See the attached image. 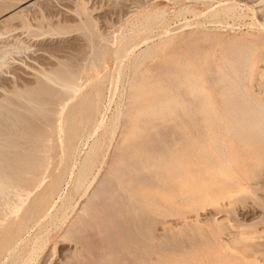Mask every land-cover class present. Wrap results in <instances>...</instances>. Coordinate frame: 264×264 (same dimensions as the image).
Listing matches in <instances>:
<instances>
[{
    "label": "rangeland",
    "instance_id": "1",
    "mask_svg": "<svg viewBox=\"0 0 264 264\" xmlns=\"http://www.w3.org/2000/svg\"><path fill=\"white\" fill-rule=\"evenodd\" d=\"M22 1H24V0H0V12H1L0 14L4 15V17H5L4 20H0V52H2V55L0 54V56H2L1 57L2 59L0 58V65H2L0 67V98H1L0 102H1V100L4 101L5 103L7 102V100H9V102L12 101L10 105H11V108L13 109V111L15 112V111H17V109H19L18 112L15 113L17 116H15V114H12V116L14 115L16 119L18 117L19 121L21 119V114L23 112L27 111L30 114V112H31V111H29L30 109L33 111V112H31V114L32 113L38 114V115H36L37 117L32 116V118H34V120L37 118L40 121L39 124H36L38 122L37 120L35 121L36 123L34 124L33 123L34 120L33 121L30 120V119H32L31 115L28 118V116H29L28 113H27L26 119H28L27 120L28 123L34 124V125L31 124V126L34 127V126L38 125L37 127L39 129L35 130L36 133L38 132L37 135H39L40 132L42 133V134L40 133L42 136H44L43 134H46L45 138H43L41 135H39L38 138H40V136H41L43 141H45V139H46L45 142L46 143L48 142L47 144L44 142V144L46 146V147L44 146V148L49 150V151H47L45 149V152L47 151L46 154H47V156L49 155L50 159L52 160V161H50L52 164L54 163V159L57 158L56 160L58 162L60 157L63 156V154H62L63 144L65 145L66 142L64 141V143H62V141L65 140L66 135H68V133H66L67 131L69 132V128H68L69 126L68 125L71 126V124H73V122L75 124H77L76 127L79 125L78 128H75V129L80 130V131H77L79 136H77L78 138H77V140L75 139L76 141H74L73 144H74L76 150L78 149V151L80 153L78 152V155H77L76 154L77 152H76L75 155H73L74 159L69 160L68 163L66 164V166L69 165L67 168H65V170H67V172L65 171L66 173L63 174V176H65V177L62 178V176H61V179H60V182L63 179L62 180L63 183H61L60 185L58 184L59 187L58 186L57 187L59 189L57 188L55 191L56 196L54 194V196L51 198L52 202L50 201L49 206L51 205L52 207H50V209H49V206H48V208H46V210L48 209V211L52 210V211H50L51 213L49 214V212L45 210L48 214L44 211L42 213V216L40 215L37 217V218L41 219L40 222H42L43 226L38 221L39 219H37L35 225H32V227L30 226L27 229V231L26 232L24 231V233L22 234V236L25 239L22 237L20 242L17 244L18 249L16 247V249L14 250L15 252H13L12 254H9V255L6 254L4 256H0V264H9V262H11L12 259H13V261L10 264H21L22 262H23V264H26L28 262H30V264H100L101 261H102L101 264H106V262H107V264H116V263L117 264H122V263L123 264H142V263L145 264L143 261V258H146L147 256L146 257H141V256H142V254H143V256H145V254L148 255L149 253H150V255L147 257V259L149 258V261L147 259H144V260H146L147 264H149V263H151V264H154V263L155 264H165V263L166 264H227V263L228 264H264V179H262V178H264V173H262V175L260 177H255V178L251 177V175L249 174V170L252 171L253 168L256 166L255 163L253 162L252 158L243 157V159L240 162H238V165H237L238 174L241 176H244L243 177L244 179L241 178L240 176L237 177L238 182H239L238 186H235V185H233V184H231L225 180H222L221 178L219 179V177L209 176V173L206 171V168L204 166L200 165L199 163L198 164L197 163L190 164V169H201L204 172L203 174H201V176L198 177L199 179H197L198 180L197 183H190V186L192 188L193 187L199 188V189H196L198 191L197 192L198 195H196L197 193H195V192L192 193L193 191H196V190L195 189L193 190L191 187H190L191 189L188 192V194L180 193V189H181L180 187L181 186H180L179 177L177 175L171 174L170 177H166L163 175L162 178H159L158 176H157V178H154V176L150 177V178L147 177L148 180L149 179L151 180V178H154V179H156V181L154 179H152L149 182V184H148V180L146 182H144V180H146V176H148L146 174H150V173L154 174L152 171L153 169L149 170V168H147L146 162L144 160H141L140 162L137 163L135 170L133 169L131 171V172H133V171H135V172H133L132 174L130 172V174H129L125 170L126 167L123 168L124 163H122V159L123 158L126 159L127 157H125L126 155L125 156L120 155V153L126 154L127 148H128V151L130 152V150L132 151V149H135L137 147L142 146L141 148L144 147V148L150 149L154 145V147L152 148V149H154L155 144H157L158 149L155 148L154 150H156V152L158 150L159 154H158V152L156 154L155 151H153L152 149L151 150L155 154L152 151L149 152V154L153 153L151 156H153L155 158V160H158L161 155H164V153L166 154L165 151H167V149L168 150L171 149V147L174 144L172 141L171 133L168 134V132H170L169 130H172V128L168 127L167 128L168 130L166 129L167 133L166 132L164 133V131H166V130H164V128L162 127L163 128V131H161V132H163L162 134H168V135L165 136V135L161 134V135H159V137H157L158 135H156V132L158 129V125H157V127L155 125H153L152 127L150 126L147 128L145 124H147L148 121H143L142 120L143 117L141 119L142 115H138L140 117H137L134 119V117L137 116L136 112H133V111L129 112L128 109L130 108L131 105L127 104L129 102L131 103L133 100H130V101H128V100L135 98V96L133 97V94H135L139 88H149L154 84V79L152 82V80H150L151 79L150 76L152 78H154L153 74L157 72L156 71L157 68L159 69V67L162 68V67L168 66L169 61H171L170 57L173 59H176L175 57L180 56L181 59L184 58L185 60H188V58H189V61H190L193 58L190 54L194 50L196 51L200 48H202V50H204L205 52L206 51L209 52L211 50H214V54H215V55H213L214 59H215L214 62L217 65L222 66V63L219 60L220 59L219 53H221L222 48L224 47V44H223L224 41H222V40H227L228 38H232V37H244V38L246 37V38H248V37H250V35L252 36L254 34L255 35L260 34L261 36L264 37V25H262V24L259 25L260 23H264V11H262L264 8L262 6V5H264V0H251V1L250 0H35V2H33L30 5L26 4L29 1L21 3ZM135 1H137V2H135ZM136 3H138V6H135V5H137ZM17 4H19V5H17ZM16 6L20 9V12L22 11L20 14H19V9L17 10ZM5 7L7 8V12L11 7L16 8V10L18 12L13 13L11 15V17H12L11 18L10 16H6L7 12L4 11ZM85 7H86V12L88 14L90 13L91 15H86L87 13L84 12V10H83V9H85ZM21 8H22V10H21ZM231 8H233V9H231ZM140 9H142V10H140ZM211 9H213V10H211ZM219 9L220 10L222 9V10L220 11ZM218 10H219V13H218ZM211 12H212V14H211ZM215 14L218 16H215V19H214L213 17ZM88 16L89 17L91 16V17L89 18ZM86 17H88L89 19ZM201 18L204 21H202ZM210 18H212V19L210 20ZM191 19L193 20V22L191 21ZM82 21L84 22L83 24H81ZM86 23L90 24L89 25L90 28L88 27V25ZM85 24L87 25L89 30L85 28L86 27ZM181 24H182V26H181ZM27 25L29 27H27ZM81 27L83 29L85 28V30H83V29L79 30V28H81ZM53 28L55 30H53ZM59 30L61 32H59ZM90 30H92L93 33H91ZM55 31H56V33H55ZM83 31H85V32H83ZM58 33H60V34H58ZM91 34L95 35V37L93 36L94 39L92 38V36H89ZM84 35L85 36L88 35L89 40ZM96 35H98V36H96ZM202 35L205 37L201 38ZM217 36H218V38H216ZM96 37H97V39H96ZM180 37L181 38L184 37V38L181 39ZM90 38H92V39H90ZM172 39H175V40H172ZM178 39L179 40L181 39V40L178 41ZM95 40H96V42H95ZM126 40H128V41H126ZM203 40H204V42H203ZM131 41H132V43H131ZM216 41H217V44H216ZM90 42H92V43H90ZM124 42H125V44H124ZM133 42H134V44H133ZM183 42H185V43H183ZM87 43H88V46H87ZM89 43H90V45H89ZM93 44L96 46V48H95V46H93ZM99 44L101 45L100 46L101 48L97 46ZM220 45L222 46V48ZM4 46H6V47L4 48ZM91 47H92V49H91ZM98 48L103 49V51L100 49L98 50ZM145 49L148 52H145ZM91 51H92V53H91ZM100 51L103 53L105 52V53L101 54ZM96 52H98L99 55L101 54L100 57L97 58V56H99V55ZM259 52L260 53L264 52V44L259 49ZM93 54L97 55V56H94ZM53 55H54V57H53ZM90 56H92V57H90ZM101 56L103 58H101ZM115 56L119 59L118 60L119 62L116 60L117 58ZM55 57L59 58L58 60L60 62H58L57 59L55 60L54 59ZM68 57H70V58H68ZM51 58H53L54 60ZM69 60H72V64L70 63L71 61L69 62ZM49 61L55 66H52V65L50 66L49 64H51V63ZM62 61H63V63H62ZM65 61L68 63H66ZM92 61H94V62H92ZM165 62H166V64H165ZM54 63H56V64H54ZM92 63H93V65H92ZM135 63H136V65H135ZM263 63H264V60L260 59V57L258 56L256 58V65L259 67V65L260 66L263 65ZM60 64H61V66H58ZM69 64H71L70 67H72V69L70 68V70L72 71V73H74V75L76 74V81L80 85L79 92L76 94V96H78L81 99V101H80V99H78V97L76 98L75 96H74L75 98L71 96V97H68L69 98L68 99L65 97L66 95L63 96L59 93H56V94L54 93L51 95V98L49 97L48 100L46 99V97H42L41 98L42 100H43V98H44V101L46 100L45 103H43V101L39 100L40 97L38 98L37 95L33 94L34 96H31V100H34V101L37 100V101L36 102L32 101L33 104L35 103L34 105H32L31 101L26 100L25 98L19 97V94L22 92H25V91H29L30 93L40 92L42 90L43 85L48 83L47 82L48 80L46 79V75L44 72H46V74H47L48 71L51 69L50 71L56 70L59 73H61L63 66L69 65ZM163 64H164V66H163ZM39 66L42 70V73L38 72V71H40ZM48 67H50V68L48 69ZM60 67L62 69H59ZM42 68H45L47 71L45 69H42ZM257 69L255 70L256 74H255L254 82H257L260 79H262V80L264 79V75L263 76L259 75ZM34 70H38V71H35V72H37V74L34 72ZM38 73H41L40 76ZM37 76L40 77L42 79V81L39 80V78ZM136 76H138L137 77L138 79H135ZM34 77H36L37 79H35ZM43 78L46 79L47 81L43 80ZM82 81H83V83H82ZM139 82H141V84ZM132 83L135 85V87L137 86V88H134V86H133V89H132L131 88ZM15 85H16V87H15ZM22 89H23V91H22ZM95 89L98 90L100 93V97L98 100L99 101L98 102L99 108H97V109H98L99 113L103 112L102 115H103L105 124L108 123L107 124L108 129H106L107 133H109L108 136H106L107 133H105L106 131L104 130L103 127L99 128L100 130L98 129L99 131L97 130V132L92 131L93 133H89L91 131V128H89V125L81 124L82 125V127H81L79 122L76 121V120H80V119H78V117L81 114L86 112V110H85L86 103L88 101L89 96L90 97H91V95L94 96V94L96 93ZM131 89L134 91L129 92V91H131ZM6 90H8V91H6ZM94 91H95V93H94ZM6 92H8V93H6ZM83 93L85 94V96H81V95H83ZM2 94H4V95H2ZM79 94H81V95H79ZM129 94H132V95H129ZM15 95H17V96H15ZM59 95H61L62 97ZM101 96H102V98H101ZM5 98H7V99H5ZM50 99L52 101H50ZM77 100H79L80 103ZM37 102L38 103L40 102V105L43 103L41 105V107L44 106V104L46 105V103H48L49 106L46 105L48 107L44 106V107L40 108L39 107L40 105L38 106ZM82 102H83V105H82ZM84 102H85V104H84ZM60 103H61V105H59ZM24 104H27L28 107H26V105H24ZM70 104H72V105H70ZM35 105H37L38 107H34ZM56 105H58V106H56ZM62 105L64 108L62 107ZM127 105H129V106H127ZM142 105L146 106L147 102H144V104L142 102ZM12 106H14V108ZM80 106H81V108H80ZM126 106H127V108H126ZM32 107L34 110L32 109ZM72 107H74L73 110H72ZM1 108H2V110H1ZM15 108H16V110H15ZM27 108H29V109L27 110ZM39 108L41 110L43 109V111L39 112V111H41ZM45 108H46V111H44ZM53 108L54 109L56 108V110H53ZM37 109H39V110H37ZM47 109H48V111H47ZM69 109H70V111H68ZM3 110H5L4 107H1V105H0V115H3V113H1V112H4ZM20 110H22L23 112L22 113L19 112ZM64 110H65V112L67 111V114H69V115H66ZM58 111H59V113L61 111V113H63V114H58ZM37 112H39V113H37ZM43 112H44V116H41L42 118L38 117V116H40V114H43ZM47 112H48V114H47ZM74 112H75V114H74ZM76 112L77 113L82 112V113L76 114ZM125 112L130 113V114L132 113L131 114L132 120L133 121L135 120L134 121L135 126L132 127L133 130H131L132 129L131 126L133 125V124L131 125L132 121L126 122V124L122 121L123 119L126 118V115H128L127 113L125 114ZM18 113H20V114H18ZM55 114H57V115H55ZM24 115H26V113H24ZM83 115H81L80 117H82ZM23 116H22L21 120H23ZM3 117H4V115L0 116V124H2L1 126H4V127L8 126V128H9V126H11V129L10 128L8 129L9 131L6 129L7 127L6 128L2 127V131H0V133H1L0 135H2L3 130H4V134L1 136V137H4V140L2 138H0V141L3 140V142H0V145H1L0 148L2 149V152L4 150L7 152V153L3 152L4 157L2 156V158H4L2 161H4L5 165L10 164V167H7V168H11V169H12V167L16 168L17 164L19 166H21V165L23 166V164L29 163V161L33 159V156L36 155V157H38L39 156L38 154H41V152L37 150L40 146V143H39L40 141L38 140L39 141V142H37V143H39L38 145L35 144V142L37 141L36 139H38V138H37V136H34L35 133L32 134L34 132L33 127H31L30 125L27 124V127H26L27 129H25V126L23 127V125H26L25 124L26 121H24V122L21 121V122H23L21 124L22 126H20L19 121H18V123L13 124L14 121L17 122L14 118H13L14 121L10 125L9 124L10 122L9 121L7 122V120H11L12 117L10 116L11 118L9 117L8 119L5 117L3 118ZM60 117H63V118H60ZM67 117H69V118L67 119ZM43 118L47 121V124H49L48 126H47V124H45V122H44L45 120ZM46 118L47 119L52 118V120H50L52 123H50V121L47 120ZM70 118H71V120H69ZM110 118H111V120H110ZM2 119L6 120V122H3L4 120H2ZM26 119H24V120H26ZM57 119H59V120H57ZM72 119L75 121H72ZM107 119H108V121H106ZM68 120L70 122L72 121V123L69 124L70 123L69 122L67 127L65 128L64 123H66ZM140 120H142L143 124L141 123ZM109 121H111V122H109ZM53 122H55V123H53ZM112 122H113V124H112ZM4 123H7L8 125L7 124L5 125ZM122 123H124V125ZM15 124H18L17 128H15L16 127ZM61 124L62 125L64 124V126H62ZM167 124L169 125L170 123H167ZM13 125L15 127H13ZM40 125H42V128H40ZM51 125H52V128L54 127L53 132H52V130H49L47 128V127H49L51 129ZM60 125L64 129L63 131L59 128ZM111 125H114V127H112ZM116 125H117V127H116ZM29 126L33 129L32 131H30L31 128H29ZM122 126H123V128H122ZM141 126L143 127V129ZM19 127H21L22 129ZM79 127H81V129H79ZM110 127H111V129H110ZM114 128H116V129H114ZM153 128H155V129H153ZM160 128L161 127H159V129ZM169 128H171V129H169ZM5 129L11 134H9V133L6 134L7 131H5ZM23 129L28 131V133L30 132L29 134H32V136L31 135L29 136V134H26V131L24 132ZM124 129H126V131ZM144 129H146L147 131ZM15 130H16L15 137H13L14 136L13 132ZM18 130L19 131L22 130L23 131V132L21 131L22 134ZM149 130H152V131H150L152 133L149 132L150 136L148 137L147 135H149V133H148ZM49 131L52 132V135H50L51 132L49 133ZM112 131H115V134H112ZM134 131H137L138 133L134 132ZM62 132H64V133H62ZM86 133L89 134L88 138H85L87 136ZM146 133H148V134L145 135ZM4 135L5 136L8 135V137H10V138L5 137ZM11 135L13 138L11 137ZM22 135L23 136L25 135L27 137V140H26V137L25 136L22 137ZM55 135H56V137H55ZM62 135H63V137H62ZM112 135L113 136L115 135V136L112 137V139H111ZM129 135H130V137H129ZM19 136H21L23 138V140L21 139V137L19 138ZM80 136H82L83 138ZM143 136L145 139H143ZM30 137H32V138L36 137L35 138L36 141L34 139H29ZM60 137L63 138V140ZM98 137L99 138L102 137L100 139V142H102V140H103V142H102V144L100 143L101 147H100V151L98 152V158H97L98 160H96L95 163L100 161L103 156L105 157V159L103 157V159H104V160L102 159L103 163L101 161H100V163H96V164L94 163L95 166L93 165V168L90 169V170L93 169L92 170L93 172L88 171V173L86 174L89 177V179H87V176H86L84 178V180H82V182L86 181L85 184L82 183L84 185L81 184L82 186H80L79 183H76L77 182V176H75L76 172L79 171V168L82 165V164L80 165V163H83V161H84L83 159H85L84 157L88 156V154H87L88 151L90 153L89 147L93 144L95 139ZM104 137H105V139H104ZM106 137H108L110 139V141H112L110 144H109L110 141L107 140ZM146 137L148 139H146ZM5 138H7L8 141L5 140ZM52 138L55 139L56 142ZM129 138L130 139L132 138V141ZM156 138L160 142L157 141ZM9 139H10V141H9ZM48 139L50 142L47 141ZM83 139H86V141ZM124 139H126V140H124ZM141 139H143L144 141H142ZM28 140H32V141L34 140V142L30 141V143H27ZM82 140L85 141V143L87 145ZM148 140H150V141H148ZM4 141H6V144L8 143V145H6L4 143ZM25 141H27V142H25ZM135 141H138V142H136V144H135ZM146 141L150 142V143H151V141H153L154 143L148 144ZM162 141L163 142L166 141L164 146L163 145L161 146L159 144V143L162 144ZM57 142L59 144H58V146H56L57 147L56 148V147H54V145ZM77 142H79V143H77ZM139 142H141V145L137 144ZM142 142H146V143H144L145 145H143ZM23 143L24 144L26 143V145H28L29 148L26 145H24ZM32 143L35 145H32ZM49 143H50V145H49ZM114 143H116L117 146ZM121 143L122 144L124 143L125 145L124 144L122 145ZM9 144H12V146H9ZM118 144H119V147H118ZM120 144L122 145L121 147H120ZM132 144H134V145H132ZM158 144H159V147H158ZM169 144H170V146H169ZM14 145H15V150H12L14 148ZM30 145H32V147H30ZM127 145H128V147L126 148ZM130 145H132V146L137 145V146H135V148L134 147L129 148V147H132ZM3 146H4V148H3ZM8 146H9V149L11 148L10 150H8V148H7ZM37 146H38V148H37ZM107 146L108 147L110 146V147L107 148ZM113 146L116 149L113 148ZM124 146L126 149L122 148ZM160 147H163V148L165 147L164 150L165 149L166 150L161 151ZM187 147H190V145H187ZM25 148L27 150H25ZM118 148H121V149H118ZM1 149H0V151H1ZM51 149H52V151H51ZM55 149L56 150L58 149V150L56 151ZM102 149H104V151H102ZM21 150L22 151L25 150V151L22 152ZM53 150H54V152H53ZM112 150L113 151L115 150V151L112 152ZM124 150H125V152H124ZM189 150H190V153L194 157H196L199 160L202 159V156H200V154L197 152V150H195L192 147H190ZM10 151L13 153L15 152L14 154H16V155L12 154L13 156H10V154H11ZM18 151L21 154H19ZM37 151H38V154L35 153ZM55 151L59 154H57ZM85 151H87V153ZM2 152H0V153H2ZM115 152H117V153H115ZM52 153H53V155H52ZM54 153H56L59 158ZM85 153H86V155H85ZM23 154L25 155V157ZM99 154L101 155L100 156L101 158L99 157ZM113 154L116 155L117 157L119 154V158H117L115 156V158H117L118 160L113 159L114 161H116V163L114 161H112V155ZM17 155L19 158H21L23 160H19L17 158ZM114 155H113V157H114ZM8 156H10L11 159L12 158L14 159V160L12 159L13 162L11 161V159H9L10 157H8ZM14 156H16V157H14ZM120 156L122 158H120ZM156 156H158V157H156ZM26 157L28 158V160L29 159L30 160L25 161L24 159H27ZM53 157H55V158L53 159ZM16 160H18V161H16ZM56 160H55V162H56ZM109 160H110V162H109ZM19 161L20 162L23 161V162L19 163ZM113 163L115 165L111 166V164H113ZM72 164L75 165V167ZM117 164L121 168L120 167L117 168L118 167ZM247 164H248V166H247ZM99 165L101 168L99 167ZM243 165H244V167H243ZM24 166H26V165H24ZM70 166H71V168H69ZM97 166L99 167L100 170H98ZM143 167H145V168H143ZM165 167H168V166H165ZM7 168H6V170H7ZM139 168L142 170H145L146 172L140 170ZM247 168H249V169H247ZM11 169H8V170H10L14 173V171ZM119 169L122 172L124 171L123 174L121 172L120 175H118L120 178L118 176L117 177L115 176L118 174V172H120ZM97 170H98V173H97ZM72 171H74V172H72ZM109 172H110V174H109ZM13 173H11V174H13ZM89 173H90V175H88ZM135 173H137V174H135ZM139 173H140V175H139ZM141 173L144 174L143 177L145 176L144 177L145 179L143 177H142V179H139L141 177ZM94 174H96L97 176ZM69 175H71V176H69ZM92 176H93V179H95V181L94 180L92 181ZM94 176H96V177H94ZM246 177H248V178H246ZM75 178H76V180H74ZM118 178L123 179L121 183L117 182ZM252 179H256V180H252ZM157 180H159V181L157 182ZM165 180H167V181H165ZM258 180H261V181H258ZM164 181H165V183H164ZM128 182H130V183H128ZM135 182L137 185L135 184ZM137 182H139V184ZM143 182H144V184H143ZM172 182H173V185H172ZM206 182L209 183V186L206 185L207 184ZM249 182H251V183H249ZM156 183H157V186H156ZM74 184H75V187L78 189V191L73 186ZM204 184L206 185V187ZM106 185H107V187L105 188ZM201 185H202V188H200ZM77 186L78 187L80 186V187L78 188ZM88 186L89 187L91 186V187L88 188ZM118 187L121 191L119 189H116ZM132 187H134L135 189ZM172 187L173 188L176 187L179 189L175 188L172 190ZM84 188H86V190L89 189V190H87L88 191L87 193H84L86 191ZM139 188H141V189H139ZM203 188L206 189V192L204 191ZM83 189H84V191H83ZM129 189H130V191H129ZM132 189H133V191H132ZM209 189H210V191H208ZM239 189H240V191L241 190H244V191L243 192L241 191L242 192L241 193L239 191ZM122 190H123L124 200L123 201L121 200V202H120V201H118L117 197L119 196V194L122 195L121 194ZM200 190H201V192L202 191L203 192L199 193ZM82 191H83V195H82ZM134 191L136 192V194L134 193ZM112 192H113V194H112ZM204 192H205V194H204ZM228 192L230 195L227 194ZM207 193L210 196L213 195L214 198L220 194H222V197H220L221 196L220 195L218 198H215L216 199L215 201H211L213 198L212 197L211 200L209 199L210 200L209 201L207 199L210 198V196H207L208 195ZM107 194H109V195H107ZM199 194H201V196H200L201 198L199 197ZM215 194H216V196H214ZM225 194H226V196H224ZM231 194L233 197L231 196ZM234 194H235V196H234ZM68 195H69V197H68ZM202 195H204L203 196L204 198L202 197ZM227 195H229V196H227ZM88 196L90 198L91 197L92 198L89 199ZM95 196H98V197H95ZM111 196L113 198H115V200ZM184 196H186V197L184 198ZM189 196H190V198H189ZM192 196H193V198H192ZM205 196L208 198H206ZM62 197H63V199H62ZM70 197H72V198H70ZM180 197H182V198L180 199ZM237 197H241L240 199L243 198L242 200H244V201H241L240 199H235ZM191 198H192V200H191ZM199 198H200V201H199ZM65 199L66 200L69 199L71 201L68 202ZM185 199H186V201H185ZM218 199H219V202H218ZM87 200H89L90 203L89 202L87 203ZM112 200L114 201V203H112L113 202ZM128 200H129V202H127ZM152 200H154V201H152ZM53 201H54V203H57V204L54 205ZM64 201L68 202V203L63 204ZM110 201L112 203L111 205L109 204ZM201 201L203 203H201ZM107 202H108V204H107ZM207 202H208V204H207ZM212 202L215 204H213ZM105 203H106V206H105ZM145 203H146V205H145ZM61 205H64L65 207L61 206ZM107 206H108V208L106 209ZM130 206H133V207H130ZM135 206H137V209ZM57 207H58V209H57L58 211H56ZM86 207H88L90 210L88 208H87V210H85ZM59 208H61V210ZM64 208L66 211L64 210ZM152 208H153V211H152ZM190 208H192V209H190ZM140 209H141V211H140ZM145 209H147L146 212H145ZM79 210H82V211H79ZM53 211H54L53 214H54V216H56V218L52 214ZM55 212H57L58 214L57 213L55 214ZM60 213H62V214L64 213V215H63L64 218L66 216L67 217L65 219H63L62 215L60 216ZM65 213H67V215ZM48 215H50V216H48ZM51 217L52 218L54 217V219H52ZM59 217H61V219ZM83 217H85V218H83ZM42 218H45V219H43V221H42ZM158 218L160 219V221L158 220ZM90 219L91 220L93 219V221H91ZM53 220H55L56 222ZM94 220H95V222H94ZM38 222L40 223L41 229H39L40 227L37 226V224H39ZM52 222H54V224H51ZM49 224H51V226ZM115 224H117V225H115ZM36 226L39 227L38 229L41 231H38ZM153 226L155 227L154 229H153ZM49 227H50V229H49ZM66 227H68V228H66ZM51 228H53V229H51ZM171 228H173V229L171 230ZM181 228H183V230L186 228V230L183 231ZM43 229H45L47 232ZM97 229H98V231H97ZM151 229H153L154 231ZM187 229H189V230H187ZM51 230H53V231H51ZM163 230H165V231H163ZM48 231H50V232H48ZM112 231H113V233H112ZM185 231H187V232H185ZM188 231H189V233L192 234V236H191V234L188 233ZM199 231H200L199 235L202 236V238L198 235ZM210 231H212L213 233L212 232H211L212 234L208 233ZM43 232H45V233H43ZM158 232L160 234L162 232V234L160 235V234H158ZM252 232L255 235L252 236ZM100 233H102V236ZM41 234H42V236H39ZM153 234H155V236H153ZM208 234H210V236H207ZM31 235H32V237H31ZM34 235H36V237ZM194 235L196 238L194 237ZM243 235H245L246 237ZM247 235H249V236L247 237ZM188 236H191L190 239L188 238ZM126 237L128 238V240ZM152 238H153V241H152ZM155 238H157V241ZM27 239L28 240L30 239V240L28 241ZM162 239H166V240L161 241ZM22 240L25 243L22 242ZM145 240H147V241H145ZM26 241L29 242V245ZM32 241L34 242L35 246L33 245ZM129 241H131V242H129ZM193 241L194 242L196 241V242L194 243ZM147 242H149V243H147ZM152 242H154V243H152ZM199 242H200V244H199ZM19 244L20 245L22 244L24 246L21 245L22 246L21 247ZM126 244H127V248H125ZM25 245H27L26 246L27 248L25 247ZM132 245H135L136 247L133 246L134 248H132ZM122 246H123L124 250L122 249ZM128 247H129V250H127ZM138 247H139V249H138ZM110 248L115 250V251L110 250ZM32 249H33V251H32ZM100 249H102V250H100ZM108 249L110 251H107ZM125 249L127 250V253L125 252L126 251ZM132 250H133V253H132L133 257L131 256V253H130V251L132 252ZM135 250L137 253L134 252ZM142 250H143V252H142ZM102 251L105 253V255L101 254L100 256L103 257V258L101 257L102 258L101 259L100 256H97V255H99V253H101ZM122 251H124L123 254H122ZM147 251H148V253H147ZM16 252H18L19 254ZM235 252H237V253H235ZM20 253H22L23 255L22 254L20 255ZM31 253H33V254L31 255ZM111 253L113 256H114V253L116 255L118 254L117 255L118 257L116 255L114 257L112 255L110 256ZM238 253H240V254H238ZM14 254L18 255L19 257H16V256L13 257ZM137 254H138V256H140V258L138 256H136L137 258L134 257V255H137ZM84 255H85V257L83 258ZM106 255L110 256V258L108 259L110 262L105 261L107 259V258H105ZM116 257L118 258V260H116L117 259ZM234 257H235V259H234ZM18 258L20 260H18ZM9 259H11V260L9 261ZM15 259H16V261H15ZM137 260L138 261L140 260L139 262H141V263H138ZM253 260H255V262ZM119 261H121V262H119Z\"/></svg>",
    "mask_w": 264,
    "mask_h": 264
},
{
    "label": "bare ground",
    "instance_id": "2",
    "mask_svg": "<svg viewBox=\"0 0 264 264\" xmlns=\"http://www.w3.org/2000/svg\"><path fill=\"white\" fill-rule=\"evenodd\" d=\"M29 1V2H28ZM251 1V0H250ZM24 2H28V3H26L27 5H30V4H32L33 2H35V0H24V1H22L21 3H24ZM131 2V1H130ZM135 2H137V1H135ZM228 2V1H227ZM233 2V1H232ZM20 3V2H19ZM20 3V4H21ZM76 4V3H75ZM137 5H135V6H138V3H136ZM16 5V4H15ZM17 5H19V4H17ZM26 5V6H27ZM39 5V4H38ZM226 5V4H225ZM13 6V5H12ZM36 6V5H35ZM229 6V5H228ZM263 7H264V5H262ZM130 7V6H129ZM223 7V6H222ZM261 7V6H260ZM262 7V8H263ZM12 8V7H11ZM9 9L8 10V12H7V8L5 7L4 8V11H6L7 13V15L6 16H10L11 17V15L13 14V13H15V12H18L17 10L19 9L17 6H16V8H17V10H16V8H12V9ZM23 8V7H22ZM22 8H21V10H22ZM83 8V7H82ZM135 8V7H134ZM137 8V7H136ZM81 9V8H80ZM216 9V8H215ZM214 9V10H215ZM231 9H233V8H231ZM259 9V8H258ZM3 10V9H2ZM82 10V9H81ZM84 10V12H86V7H85V9H83ZM135 10V9H134ZM140 10H142V9H140ZM189 10V9H188ZM211 10H213V9H211ZM210 10V11H211ZM220 10V9H219ZM219 10H218V13H219ZM222 10V9H221ZM220 10V11H221ZM217 11V10H216ZM225 11V10H224ZM229 11V10H228ZM262 11H264V8H263V10ZM22 12V11H21ZM20 12V9H19V14L21 13ZM81 12V11H80ZM83 12V11H82ZM83 12V13H84ZM207 12V11H206ZM1 13V12H0ZM5 13V12H4ZM3 13V14H4ZM87 13V12H86ZM204 13V12H203ZM258 13V12H257ZM18 14V13H17ZM85 14V13H84ZM202 14V13H201ZM211 14H212V12H211ZM210 14V15H211ZM1 15V14H0ZM83 15V14H82ZM86 15H91L90 13L88 14H86ZM197 15V14H196ZM195 16V15H194ZM198 16V15H197ZM204 16V15H203ZM213 16V15H212ZM215 16H218V15H214V19H215ZM220 16V15H219ZM78 17V16H77ZM89 17V16H88ZM88 17H86V18H88ZM91 17V16H90ZM89 17V18H90ZM155 17V16H154ZM201 17V16H200ZM221 17V16H220ZM12 18V17H11ZM88 18V19H89ZM203 18V17H202ZM201 18V19H202ZM5 19V17H4V15H1L0 16V20H4ZM83 19V18H82ZM194 19V18H193ZM209 19V18H208ZM212 18H210V20H211ZM86 20V19H85ZM187 20V19H186ZM47 21V20H46ZM84 21V20H83ZM82 21V23L81 24H83L84 22ZM189 21V20H188ZM191 21L193 22V20L191 19ZM202 21H204L203 19H202ZM222 21V20H221ZM260 21V20H259ZM198 22V21H197ZM213 22V21H212ZM215 22V21H214ZM39 23V22H38ZM200 23V22H199ZM219 23V22H218ZM87 24V23H86ZM85 24V25H86ZM187 24V23H186ZM264 25V23H260L259 25ZM84 25V26H85ZM88 25V27H89V23L87 24ZM87 25H86V29H88V27H87ZM168 25V24H167ZM179 25V24H178ZM181 26H182V24H181ZM180 26V27H181ZM27 27H29L28 25H27ZM41 27V26H40ZM52 28V27H51ZM85 28L83 29L82 27L81 28H79V30L81 29H83V30H85ZM90 28V27H89ZM169 28V27H168ZM172 28V27H171ZM190 28V27H189ZM198 29V28H197ZM37 30V29H36ZM53 30H55L54 28H53ZM89 30V29H88ZM174 30V29H173ZM44 31V30H43ZM59 32H61L60 30H59ZM83 32H85V31H83ZM90 32L91 33H93L92 32V30H90ZM89 32V33H90ZM187 32V31H186ZM195 32V31H194ZM208 32V31H207ZM45 33V32H44ZM43 33V34H44ZM54 33V32H53ZM55 33H56V31H55ZM88 33V34H89ZM181 33V32H180ZM193 33V32H192ZM191 33V34H192ZM196 33V32H195ZM198 33V32H197ZM58 34H60V33H58ZM65 34V33H64ZM180 35V34H179ZM50 36V35H49ZM56 36V35H55ZM85 36V35H84ZM89 36H92V38H93V36L95 37V35H89ZM89 36L87 35V36H85V37H87V39L89 40ZM96 36H98V35H96ZM161 36V35H160ZM183 36V35H182ZM199 36V35H198ZM219 36V35H218ZM218 36L216 37V38H218ZM177 37V36H176ZM203 37H205V36H203L202 35V37L201 38H203ZM92 38H90V39H92ZM181 38V37H180ZM184 38V37H183ZM183 38H181V39H183ZM215 38V37H214ZM94 39V38H93ZM96 39H97V37H96ZM107 39V38H106ZM180 39V40H181ZM221 39V38H220ZM125 40V39H124ZM130 40V39H129ZM172 40H175V39H172ZM179 39H178V41H180ZM197 40V39H196ZM217 40V39H216ZM126 41H128V40H126ZM125 41V42H126ZM222 41H224L223 42V44H224V47L222 48V46H221V48H222V51H221V53H219L220 54V61H221V63H222V66H220V65H217L214 61H215V59H214V56L213 55H215L214 54V50H211V51H209V52H205L204 50H202V48H200V49H198V50H194L193 52H191V56L193 57L190 61H189V58H188V60H185L184 58H180V56L179 57H175L176 59H173V58H171L170 57V59H171V61H169V64H168V66H166V67H162V68H160L159 67V69L157 68V72L156 73H152L153 74V76H154V78H152L151 76H150V80H152V82H153V79H154V84L151 86V87H149V88H139L138 89V91L135 93V94H133V97L135 96V98L133 99H129L128 101H130V100H133L131 103L129 102V103H127V104H130L131 106H130V108L128 109V111L129 112H136V117H134V119L135 118H137V117H140V116H138V115H142L141 116V119H142V117H143V121H148V123L147 124H145L146 125V127L148 128V127H152L153 125H155L156 127H157V125H158V129H159V127H163L164 128V130H166L168 127H171L172 128V130H169L170 132H168V134H170L171 133V137H172V141H173V146L171 147V149L170 150H168L167 149V151H165L164 150V148L163 147H160V150L161 151H165L166 152V154L164 153V155H161L160 156V158L158 159V160H155V158L153 157V156H151L154 152L153 151H155V153L157 154V152H158V150H157V152H156V150H154L155 148L156 149H158L157 148V144H155V148L154 149H152L153 147H154V145H153V147H151L150 149H148V148H141V147H137V148H135V146H137V145H135V146H132V145H134V144H132V145H130V146H132V147H129V148H135V149H132V151L130 150V152L128 151V145L126 146V148H125V146L124 147H122L123 149H126V151H127V153L126 154H121L120 153V155L122 156V155H126L125 157H127L126 159H122V163H124V167L123 168H125V170L130 174V172L134 169L135 170V168H136V165H137V163L138 162H140L141 160H144L145 162H146V164H147V168H149V170L151 169H153L152 171H153V173L154 174H146V175H148V176H146V180H144L145 178V176L143 177V175L144 174H142L141 173V177L139 178V179H142V177L144 178L143 180H144V182H146L148 179H147V177H153L154 176V178H157V176L159 177V178H162V176L164 175V176H166V177H170V175L172 174V175H177L178 177H179V181H180V193H186V194H188V192L190 191V189L192 188L191 186H190V183H197V179H199L198 177L199 176H201V174H203L204 172L201 170V169H190V164H192V163H199L200 165H202V166H204L205 168H206V171L209 173V176H213V177H219V179L221 178L222 180H225V181H227V182H229V183H231V184H233V185H235V186H238L239 185V182H238V179H237V177H241V178H243L244 176H241V175H239L238 174V170H237V165H238V162H240L242 159H243V157H250V158H252L253 159V162L255 163V167L253 168V170L252 171H250L249 170V174L251 175V177H260L261 175H262V173H264V79L262 80V79H260L259 81H257V82H254V80H255V70L257 69V71H258V73H259V75H261V76H263L264 75V63H263V65H259V67L256 65V58L259 56L260 57V59H262V60H264V52H259V49L263 46V44H264V37L263 36H261L260 34L259 35H250V37H248V38H244V37H232V38H228L227 40H222ZM93 42V41H92ZM92 42H90V43H92ZM95 42H96V40H95ZM125 42H124V44H125ZM203 42H204V40H203ZM90 43H89V45H90ZM131 43H132V41H131ZM130 43V44H131ZM173 43V42H172ZM183 43H185V42H183ZM129 44V45H130ZM133 44H134V42H133ZM174 44V43H173ZM205 44V43H204ZM215 44V43H214ZM216 44H217V41H216ZM222 44V45H223ZM213 45V44H212ZM39 46V45H38ZM87 46H88V43H87ZM93 46H95L94 44H93ZM98 47H100L101 45L99 44V45H97ZM106 46V45H105ZM179 46V45H178ZM6 46H4V48H5ZM46 47V46H45ZM130 47V46H129ZM177 47V46H176ZM208 47V46H207ZM219 47V46H218ZM11 48V47H10ZM18 48V47H17ZM33 48V47H32ZM94 48V47H93ZM95 48H96V46H95ZM101 48V47H100ZM100 48H98V50L100 49ZM131 48V47H130ZM150 48V47H149ZM214 48V47H213ZM12 49V48H11ZM44 49V48H43ZM90 49V48H89ZM88 49V50H89ZM91 49H92V47H91ZM181 49V48H180ZM46 50V49H45ZM95 50V49H94ZM97 50V51H98ZM100 50H102L103 51V49H100ZM124 50V49H123ZM186 50V49H185ZM10 51V50H9ZM38 51V50H37ZM93 51V50H92ZM92 51H91V53H92ZM179 51V50H178ZM48 52V51H47ZM95 52V51H94ZM101 52V51H100ZM99 52V53H100ZM145 52H148V51H146V49H145ZM97 54H98V52H96ZM95 53V54H96ZM103 52H101V54H102ZM105 53V52H104ZM103 53V54H104ZM185 53V52H184ZM0 54L2 55V52H0ZM100 54V55H101ZM181 54V53H180ZM47 55V54H46ZM94 55V54H93ZM99 55V54H98ZM100 55L99 56H97V55H94V56H97V58L98 57H100ZM148 55V54H147ZM173 55V54H172ZM189 55V54H188ZM56 56V55H55ZM124 56V55H123ZM2 56H0V58H1ZM42 57V56H41ZM47 57V56H46ZM45 57V58H46ZM53 57H54V55H53ZM89 57V56H88ZM90 57H92V56H90ZM116 57V56H115ZM50 58V57H49ZM68 58H70V57H68ZM101 58H103L102 56H101ZM117 58V57H116ZM2 59V58H1ZM48 59V58H47ZM51 59H53V58H51ZM55 60L57 59H59V58H57V57H55L54 58ZM53 59V60H54ZM88 59V58H87ZM91 59V58H90ZM94 59V58H93ZM105 59V58H104ZM173 59V60H172ZM38 60V59H37ZM61 60V59H60ZM92 60V59H91ZM103 60V59H102ZM117 61L119 60L118 58L116 59ZM35 61V60H34ZM71 61V62H70ZM98 61V60H97ZM166 61V60H165ZM50 62V61H49ZM58 62H60L59 60H58ZM66 62V61H65ZM69 62L72 64V60H69ZM92 62H94V61H92ZM119 62V61H118ZM51 63V62H50ZM62 63H63V61H62ZM61 63V64H62ZM66 63H68V62H66ZM86 63V62H85ZM90 63V62H89ZM39 64V63H38ZM49 64V63H48ZM54 64H56V63H54ZM58 64V63H57ZM61 64L60 65H58V66H61ZM71 64H69V65H65V66H63V69L60 67L59 69H62V71H61V73H59L58 71H56V70H54V71H48V73L46 74V72H44L45 73V75H46V79L48 80H46V79H44L43 78V80H45V81H47L46 83L47 84H45V85H43V87H42V90L40 91V92H38V93H30L29 91H25V92H22V93H20L19 94V97H22V98H25L26 100H29V101H33V102H36V101H34V100H31V96H34V95H37V97L39 98L40 97V101H43V103H45V101H44V98H43V100L41 99L42 97H46V99L48 100L49 99V97L51 98V95L52 94H56V93H59V94H61V95H63V96H65L66 98H68V97H78V96H76V94L79 92V88H80V85H79V83L76 81V74L74 75V73H72V71L70 70V68L72 69V67H70V65ZM88 64V63H87ZM91 64V63H90ZM95 64V63H94ZM119 64V63H118ZM165 64H166V62H165ZM50 66L52 65V66H55V65H53L52 63L51 64H49ZM74 65V64H73ZM92 65H93V63H92ZM96 65V64H95ZM135 65H136V63H135ZM2 65H0V67H1ZM69 66V67H68ZM163 66H164V64H163ZM32 67V66H31ZM43 67V66H42ZM38 68V67H37ZM39 68H40V66H39ZM50 67H48V69H49ZM3 69V68H2ZM42 69H45V68H42ZM46 70V69H45ZM35 71H38V70H34V72ZM44 71V70H43ZM47 71V70H46ZM38 72H41L42 73V70H41V68H40V71H38ZM36 74H37V72H35ZM41 73H38L39 74V76H40V74ZM43 73V74H44ZM86 74V73H85ZM35 75V74H34ZM78 75V74H77ZM80 76V75H79ZM33 77V76H32ZM38 77V76H37ZM78 77V76H77ZM138 76H136V78L135 79H138L137 78ZM260 77V76H259ZM35 79H37L36 77H34ZM39 78V80H41L42 81V79L40 78V77H38ZM82 83H83V81H82ZM140 84H141V82H139ZM208 83V84H207ZM97 84V83H96ZM150 84V83H149ZM151 85V84H150ZM28 86V85H27ZM26 86V87H27ZM132 86V87H131ZM130 87L133 89V86H134V88H137V86L135 87V85L132 83V85H131ZM15 87H16V85H15ZM25 87V88H26ZM29 87V86H28ZM19 88V87H18ZM31 88V87H30ZM101 88V87H100ZM9 89V88H8ZM103 89V88H102ZM131 89V91H129V92H132V91H134V90H132ZM20 90V89H19ZM96 90V89H95ZM100 90V89H99ZM6 91H8V90H6ZM12 91V90H11ZM16 91V90H15ZM14 91V92H15ZM22 91H23V89H22ZM6 93H8V92H6ZM13 93V92H12ZM94 93H95V91H94ZM102 93V92H101ZM5 94V93H4ZM4 94H2V95H4ZM34 94V95H33ZM61 95H59V96H61ZM79 95H81V94H79ZM129 95H132V94H129ZM6 96V95H5ZM15 96H17V95H15ZM81 96H85V94L83 93V95H81ZM13 97V96H12ZM62 97V96H61ZM74 97V98H75ZM99 97H100V93H99V91L98 90H96V93L94 94V96H92L91 95V97L89 96V98H88V101H87V103H86V106H85V110H86V112L85 113H83V114H81L82 112H80V113H77L76 112V114H81V115H83L82 117H78V119H80V120H76V121H78L79 122V124L81 125V124H85V125H89V128H91V131L89 132V133H93V132H97V130L99 129V128H101V127H103L104 128V130L106 131V129H108V123L107 124H105V121H104V118H103V115H102V113H99L98 112V109L97 108H99L98 107V100H99ZM129 97V96H128ZM9 98V97H8ZM101 98H102V96H101ZM1 99V98H0ZM3 99V98H2ZM5 99H7V98H5ZM17 99V98H16ZM69 99V98H68ZM78 99H80L79 97H78ZM13 100V99H12ZM25 101V100H24ZM50 101H52L51 99H50ZM71 101V100H70ZM78 102H79V100H77ZM80 101H81V99H80ZM83 101V100H82ZM12 102V101H11ZM11 102H9V100H7V102L5 103L4 101H2L1 100V102H0V105H1V107H4V109L5 110H3L4 112H1V113H3V115H4V117L5 118H9L10 116L12 117H10L11 118V120H7V122L9 121L10 123V125H11V123L14 121V119L17 121V122H13V124L14 123H18V117H17V119L15 118V116H17L15 113H17L18 112V110L19 109H17V111H13V109L11 108ZM30 102V103H31ZM33 102L31 103L32 105H34L33 104ZM142 102H143V104H144V102H147V105L145 106V105H142ZM38 103V102H37ZM42 103V104H43ZM74 103V102H73ZM72 103V104H73ZM80 103V102H79ZM41 104V105H42ZM72 104H70V105H72ZM84 104H85V102H84ZM13 105V104H12ZM24 105H26V107H28L27 106V104H24ZM23 105V106H24ZM40 105V102L38 103V106ZM41 105L39 106L40 108H42V107H48L49 105H48V103H46V105H48V106H46L45 104H44V106H42L41 107ZM55 105V104H54ZM59 105H61V103L59 104ZM76 105V104H75ZM81 105V104H80ZM82 105H83V102H82ZM81 105V106H82ZM22 106V107H23ZM31 106V105H30ZM29 106V107H30ZM37 105H35L34 107H38ZM56 106H58V105H56ZM81 106H80V108H81ZM127 106H129V105H127ZM127 106H126V108H127ZM13 108H14V106H12ZM61 107V106H60ZM62 107H63V105H62ZM67 107V106H66ZM75 107V106H74ZM74 107H72V110H73V108ZM84 107V106H83ZM39 108V109H40ZM59 108V107H58ZM64 108V107H63ZM68 108V107H67ZM29 108H27V110H28ZM32 109H33V107H32ZM36 109V108H35ZM39 109H37V110H39ZM60 109V108H59ZM62 109V108H61ZM84 109V108H83ZM1 110H2V108H1ZM15 110H16V108H15ZM34 110V109H33ZM36 110V111H37ZM41 110V109H40ZM53 110H56V108L54 109L53 108ZM78 110V109H77ZM81 110V109H80ZM29 111H31V112H33L31 109L29 110ZM43 111V109L41 110V111H39V112H42ZM44 111H46V108H45V110ZM47 111H48V109H47ZM63 111V110H62ZM68 111H70V109L68 110ZM14 112V113H13ZM19 112H23L22 110H20ZM31 112H30V114H29V112H27V111H25V112H23L22 114H21V119H22V116L24 115V113H26V115H24L23 116V120H21L20 119V126H22L21 124L24 122V121H26L25 122V124L26 125H23V127L25 126V129H27L26 127H27V124L28 125H30L31 126V124L32 123H28V119H26V117H27V113L29 114V116H28V118L30 117V115H31V118H32V116H36V115H38V114H35V113H32L31 114ZM39 112H37V113H39ZM64 112H65V110H64ZM8 116H6L5 114ZM66 113V115H69V114H67V111L65 112ZM73 113V112H72ZM120 113V112H119ZM127 112H125V114H126ZM12 114H15V116L13 115L12 116ZM18 114H20V113H18ZM47 114H48V112H47ZM53 114V113H52ZM58 114H63V113H61V111H60V113H59V111H58ZM74 114H75V112H74ZM128 115H126V118L125 119H123L122 121L126 124V122H131L132 121V123H131V128L133 127V126H135L134 125V121L132 120V117H131V114L130 113H127ZM3 115H0V116H3ZM10 115V116H9ZM55 115H57V114H55ZM65 115V114H64ZM65 115V116H66ZM118 115V114H117ZM135 115V114H134ZM133 115V116H134ZM41 116H44V112H43V114H40V116H38V117H41ZM48 116V115H47ZM60 116V115H59ZM58 116V117H59ZM77 116V115H76ZM75 116V117H76ZM122 116V115H121ZM3 117V118H4ZM20 117V116H19ZM37 117V116H36ZM46 117V116H45ZM54 117V116H53ZM52 117V118H53ZM57 117V118H58ZM64 117V116H63ZM63 117H60V118H63ZM71 117V116H70ZM74 117V118H75ZM14 118V119H13ZM42 118V117H41ZM52 118L51 119H47V120H52ZM65 118V117H64ZM69 117H67V119H68ZM114 118V117H113ZM123 118V117H122ZM24 119H26V120H24ZM44 119V118H43ZM55 119V118H54ZM53 119V120H54ZM66 119V120H67ZM76 119V118H75ZM121 119V118H120ZM2 120H4V119H2ZM30 120H34V118H32V119H30ZM38 121L37 123L35 122V121ZM45 120V119H44ZM57 120H59V119H57ZM61 120V119H60ZM69 120H71V118L69 119ZM67 121L66 123H64L65 124V128L67 127V125H68V123L70 122V121ZM110 120H111V118H110ZM142 120H140L141 121V123L143 124V122H142ZM21 121H23V122H21ZM43 121V120H42ZM41 121V122H42ZM62 121V120H61ZM72 121H75V120H73L72 119ZM72 121L69 123V124H71L72 123ZM106 121H108V119L106 120ZM3 122H6V120H4ZM30 122V121H29ZM45 122V124H47V121L45 120L44 121ZM43 122V123H44ZM57 122V121H56ZM60 122V121H59ZM109 122H111V121H109ZM34 124L36 123V124H39L40 123V121L36 118L35 120H34V122H33ZM50 123H52L51 121H50ZM53 123H55V122H53ZM63 123V122H62ZM117 123V122H116ZM121 123V122H120ZM124 123H122L123 125H124ZM137 123V122H136ZM167 123H170L169 125L167 124ZM5 125L7 124V123H4ZM34 124H32V125H34ZM42 124V123H41ZM44 124V125H45ZM64 124L62 125V126H64ZM111 124V123H110ZM112 124H113V122H112ZM141 124V125H142ZM2 124H0V131H2V127L3 128H6L7 130L10 128L11 129V126H9V128H8V126H1ZM8 125V124H7ZM16 125V127L13 125V127H15V128H17L18 127V124H15ZM49 124H47V126H48ZM60 125V129L63 131L64 129H63V127ZM76 125L77 124H75L74 122H73V124H71V126L70 125H68L69 127V132L67 131L66 133H68V135H66V137H65V140H63V138H61L63 141H62V143H64V141L66 142L65 143V145L63 144V149H62V154H63V156H61L60 157V159L58 160V162H57V158L56 159H54L55 157H53V159H54V163L52 164L50 161H52L51 159H50V157H49V155L47 156V154H46V152L47 151H49L48 149H46V148H44V146H45V144H44V142L46 141V139H45V141H43V139L41 138V134L39 133V135H41L40 136V138H38L39 137V135H37L38 134V132L36 133L35 132V130L36 129H39L37 126L38 125H36V126H31V127H33V129H34V132L32 133V134H34L35 133V135L34 136H37V138L38 139H36L35 140V138H32V137H30L29 139H34L36 142H35V144L36 145H38L39 143H40V146H39V148H38V146H37V150L38 151H40L41 152V154H38V151L37 152H35L36 154H38L39 156L38 157H36V155L35 156H33V159L32 160H28V158L27 159H24L25 161L26 160H28L29 161V163H27V164H23V166L21 165V166H19L18 164H17V167L16 168H14V167H12V169L11 168H7V167H10V164L8 165V164H6L5 165V163H4V161H2L4 158H2V156H3V152H5V153H7L5 150L2 152V149H1V151L0 152H2V153H0V256H4V255H6V254H12L13 252H15L14 250L16 249V247L18 246L17 244L20 242V240L22 239V234L24 233V231L26 232L27 231V229L31 226L32 227V225H35V223H36V221H37V219H39V218H37L38 216H42V213L46 210V208H48V206H49V204H50V201L52 200L51 198L54 196V194L56 193L55 191H56V189L59 187L58 186V184L60 185L61 183H63L62 182V180H61V182H60V179H61V176H62V178L63 177H65V176H63V174L64 173H66L67 172V170H65V168H67L68 166H66V164L68 163V161L69 160H71V159H74L73 158V155H75V153L78 155V149L76 150V148H75V146H74V141H76L77 140V136H79L78 135V133H77V131H80V130H78V129H75V128H78V126L76 127ZM137 125V124H136ZM29 126V128H31ZM54 126V125H53ZM112 127H114V125H111ZM127 126V125H126ZM139 126V125H138ZM143 126V125H142ZM141 126V127H142ZM12 127V128H13ZM81 127H82V125H81ZM81 127H79V129H81ZM88 127V126H87ZM86 127V128H87ZM116 127H117V125H116ZM19 128H21V127H19ZM40 128H42V125H40ZM49 130H52V132H53V129H54V127L52 128V125H51V129L49 128V127H47ZM46 128V129H47ZM67 128V129H68ZM122 128H123V126H122ZM157 129V132H156V135H158L157 137H159V135H161L163 132H161V131H163V128L162 129ZM171 128H169V129H171ZM5 129V131H7ZM22 129V128H21ZM32 128H31V130L30 131H32L33 130ZM88 129V128H87ZM86 129V130H87ZM110 129H111V127H110ZM114 129H116V128H114ZM138 129V128H137ZM140 129V128H139ZM142 129H143V127H142ZM153 129H155V128H153ZM17 130V129H16ZM16 130L13 132L14 133V136L13 137H15V133H16ZM20 130V129H19ZM18 130V131H19ZM100 130V129H99ZM98 130V131H99ZM125 131H126V129H124ZM131 130H133V128L131 129ZM144 130H146V129H144ZM143 130V131H144ZM168 130V129H167ZM167 130L166 131H164V133L166 132L167 133ZM9 131V130H8ZM6 132V134H8L9 132ZM13 131V130H12ZM22 131V130H21ZM21 131H19L21 134H22V132L24 131H26V130H24L23 129V131L21 132ZM38 131V130H37ZM66 131V130H65ZM64 131V132H65ZM93 131V132H92ZM140 131V130H139ZM147 131V130H146ZM150 131H152V130H149L148 131V133L150 132ZM47 132V131H46ZM51 131H49V133H50ZM52 132L50 133V135H52ZM64 132H62V133H64ZM134 132H137V131H134ZM161 132V133H160ZM30 133V132H29ZM28 133V131H26V134H29ZM61 133V132H60ZM65 133V134H66ZM105 133H107V131L105 132ZM120 133V132H119ZM138 133V132H137ZM148 133H146L145 135H147ZM150 133H152V132H150ZM150 133H149V135H147L148 137L150 136ZM155 133V132H154ZM1 134V133H0ZM3 134H4V130H3ZM2 134V135H3ZM9 134H11V133H9ZM20 134V135H21ZM24 134V133H23ZM32 134H29V136L31 135L32 136ZM64 134V135H65ZM87 134V136L85 137L84 135V137L85 138H88L89 137V134L88 133H86ZM85 134V135H86ZM95 134V133H94ZM99 134V133H98ZM101 134V133H100ZM112 134H115V131H112ZM123 134V133H122ZM132 134V133H131ZM136 134V133H135ZM168 134H162V135H168ZM2 135H0V138H2L3 140H4V137H1ZM44 136H42L43 138H45V135L46 134H43ZM61 135V134H60ZM106 135V134H105ZM104 135V136H105ZM109 135V133H107V135L106 136H108ZM120 135V134H119ZM5 136V135H4ZM10 136V135H9ZM18 136V135H17ZM25 136V135H24ZM23 135H22V137H24ZM28 136V135H27ZM28 136V137H29ZM33 136V137H34ZM115 136V135H114ZM113 135L111 136V139H112V137H114ZM127 136V135H126ZM125 136V137H126ZM5 137H7V138H10V137H8V135L7 136H5ZM11 137H12V135H11ZM12 137V138H13ZM21 136H19V138H20ZM21 137V139L23 140V138ZM26 137V136H25ZM54 137V136H53ZM55 137H56V135H55ZM54 137V138H55ZM59 137V136H58ZM62 137H63V135H62ZM80 137H82V136H80ZM129 137H130V135H129ZM142 137V136H141ZM156 137V136H155ZM7 138H5V140H7ZM11 138V139H12ZM17 138V137H16ZM83 138V137H82ZM81 138V139H82ZM92 138V137H91ZM102 138V137H101ZM101 138H96L95 139V141L93 142V144L89 147L90 148V153H89V151H88V153H87V151H85L87 154H88V156H86V157H84L85 159H83L84 161H83V163H80V168H79V171L78 172H76V175L75 176H77V182L76 183H79V185L80 186H82V185H84L85 184V182L86 181H83L82 182V180H84V178L87 176L86 174L88 173V171L90 172V171H92V170H90L91 168H93V165H94V163H95V161L96 160H98L97 158H98V152L100 151V143L102 144V142H103V140H102V142H100V139ZM107 138V140H109L110 141V139L108 138V137H106ZM118 138V137H117ZM121 138V137H120ZM140 138V137H139ZM167 138V137H166ZM1 139V140H2ZM41 139V140H40ZM53 139V138H52ZM76 139V140H75ZM80 139V140H81ZM104 139H105V137H104ZM127 139V138H126ZM126 139H124V140H126ZM130 139V138H129ZM143 139H145L144 138V136H143ZM143 139H141L142 141H144ZM146 139H148L147 137H146ZM150 139V138H149ZM157 139V138H156ZM160 139V138H159ZM3 140L2 141H0V142H3ZM26 140H27V137H26ZM34 140L32 141V140H28V142L27 141H25V142H27V143H30V141L31 142H34ZM40 142H39V141ZM53 140H55V139H53ZM58 140V139H57ZM83 140H85L86 141V139H83ZM82 140V141H83ZM131 141H132V138L130 139ZM140 140V139H139ZM138 140V141H139ZM8 141V140H7ZM9 141H10V139H9ZM17 141V140H16ZM47 141H49V139L47 140ZM79 141V140H78ZM85 141H83L84 143H85ZM92 141V140H91ZM108 141V142H109ZM138 141H135V144H136V142H138ZM148 141H150V140H148ZM157 141H159L158 139H157ZM156 141V142H157ZM20 142V141H19ZM37 142H39V143H37ZM50 142V141H49ZM55 142H56V140H55ZM105 142V141H104ZM107 142V141H106ZM112 141H110L109 142V144L111 143ZM116 142V141H115ZM147 142V141H146ZM146 142H142V144L143 145H145L144 143H146ZM160 142V141H159ZM165 142L166 141H162V144L161 143H159L161 146L163 145L164 146V144H165ZM4 143L6 144V141H4ZM3 143V144H4ZM16 143V142H15ZM46 143V142H45ZM48 143V142H47ZM46 143V144H47ZM76 143V142H75ZM77 143H79V142H77ZM117 143V142H116ZM116 143H114V144H116ZM148 144L150 143V142H147ZM152 143H154L153 141H151V143L150 144H152ZM24 144V143H23ZM35 144H33L32 143V145H35ZM58 142L57 143H55V145H54V147H56V146H58ZM82 144V143H81ZM86 144V143H85ZM104 144V143H103ZM108 144V145H109ZM122 144V143H121ZM120 144V147L124 144H122L121 145ZM137 144H140L141 145V142H139V143H137ZM159 144H158V147H159ZM6 145H8V143L6 144ZM18 145V144H17ZM20 145V144H19ZM24 145H26V143L24 144ZM23 145V146H24ZM32 145H30V147H32ZM49 145H50V143H49ZM52 145V144H51ZM80 145V144H79ZM87 145V144H86ZM90 145V144H89ZM125 145V144H124ZM139 145V146H140ZM168 145V144H167ZM187 145H190V147H192V148H194L195 150H197V152L200 154V156H202V159L201 160H199V159H197L196 157H194L191 153H190V150H189V148L190 147H187ZM1 146V145H0ZM9 146H12V144H9ZM9 146L7 147L8 148V150H10L9 149ZM28 148H29V146L28 145H26ZM82 146V145H81ZM115 146V145H114ZM113 146V148H115L116 146H117V144H116V146L114 147ZM148 146V145H147ZM169 146H170V144H169ZM22 147V146H21ZM25 147V146H24ZM26 147V148H27ZM46 147V146H45ZM103 147V146H102ZM110 147V146H109ZM108 146H107V148H109ZM118 147H119V144H118ZM150 147V146H149ZM3 148H4V146H3ZM13 148V147H12ZM25 148V150H27ZM57 148V147H56ZM60 148V147H59ZM58 148V149H59ZM167 148V147H166ZM6 149V148H5ZM45 149L47 150L46 152H45ZM53 149V148H52ZM52 149H51V151H52ZM57 149V150H58ZM116 149V148H115ZM118 149H121V148H118ZM122 149V150H123ZM153 151H152V150ZM12 150H15V145H14V148L12 149ZM24 150V151H25ZM56 150V149H55ZM56 150V151H57ZM89 150V149H88ZM22 151V150H21ZM24 151H22V152H24ZM55 151V152H56ZM102 151H104V149H102ZM115 151V150H114ZM113 150H112V152H114ZM153 152L152 154H149V152ZM9 152V151H8ZM19 152V151H18ZM29 152V151H28ZM39 152V153H40ZM53 152H54V150H53ZM118 152V151H117ZM117 152H115V153H117ZM124 152H125V150H124ZM129 152V153H128ZM10 156H13L12 154H14L13 152H11L10 151ZM17 153V152H16ZM27 153V152H26ZM50 153V152H49ZM57 153V152H56ZM54 153L56 156H57V154H59V153ZM80 153V152H79ZM86 153H85V155H86ZM101 153V152H100ZM114 153V154H115ZM119 153V152H118ZM123 153V152H122ZM154 153V154H155ZM162 153V152H161ZM19 154H21L20 152H19ZM25 154V153H24ZM23 154V155H24ZM112 154V153H111ZM113 154V155H114ZM158 154H159V152H158ZM163 154V153H162ZM14 155H16V154H14ZM22 155V156H23ZM52 155H53V153H52ZM54 155V156H55ZM76 155V156H77ZM106 155V154H105ZM113 155H112V161H114L113 159H117V158H119V154H118V157L116 156V155H114V157H113ZM7 156V155H6ZM10 156H8V157H10ZM21 156V155H20ZM101 155L99 154V157H100ZM115 156L117 157V158H115ZM120 156V158H122ZM155 156V155H154ZM4 157V156H3ZM14 157H16V156H14ZM24 157H25V155H24ZM35 157V158H34ZM58 157V156H57ZM104 157V156H103ZM103 157L101 158V162L105 159V157H104V159H103ZM156 157H158V156H156ZM17 158L19 159V160H23V159H21V158H19L18 157V155H17ZM59 158V157H58ZM99 158V159H100ZM9 159H11V157L9 158ZM13 159V158H12ZM11 159V161L13 162V160ZM50 159V160H49ZM103 159V160H102ZM111 159V158H110ZM55 160H56V162H55ZM118 160V159H117ZM16 161H18V160H16ZM81 161V160H80ZM100 161H98V162H96V163H100ZM8 162V161H7ZM6 162V163H7ZM23 162V161H22ZM22 162H20L19 161V163H22ZM109 162H110V160H109ZM115 163H116V161H114ZM15 163V162H14ZM25 163V162H24ZM95 163V164H96ZM103 163V162H102ZM112 163V162H111ZM246 163V162H245ZM109 164V163H108ZM15 165V164H14ZM24 165H26V166H24ZM73 165V164H72ZM103 165V164H102ZM112 165H115L114 163L113 164H111V166ZM118 165V164H117ZM74 167H75V165H73ZM78 166V165H77ZM95 166V165H94ZM165 166H168V167H165ZM247 166H248V164H247ZM98 167V166H97ZM99 167H100V165H99ZM99 167H98V170H100L99 169ZM120 166L118 165V167L117 168H119ZM146 167V166H145ZM145 167H143V168H145ZM243 167H244V165H243ZM6 168H7V170H6ZM69 168H71V166L69 167ZM68 168V169H69ZM101 168V167H100ZM116 168V167H115ZM121 168V167H120ZM250 168V167H249ZM249 168H247V169H249ZM8 169H11V170H13L14 171V173L12 172V171H10V170H8ZM140 169V168H139ZM98 170H97V173H98ZM106 170V169H105ZM120 170V169H119ZM140 170H142V169H140ZM10 171V172H9ZM66 171V172H65ZM142 171H144V172H146L145 170H142ZM151 171V172H152ZM246 171V170H245ZM72 172H74V171H72ZM93 172V171H92ZM122 171L120 170V172H118V174L117 175H115L116 177L118 176V175H120V173H121ZM133 172H135V171H133ZM133 172H131V174L133 173ZM251 172V173H250ZM11 173H13V174H11ZM78 173V174H77ZM96 173V174H97ZM114 173V172H113ZM124 173V171L122 172V174ZM244 173V172H243ZM96 174H94V175H96ZM102 174V173H101ZM109 174H110V172H109ZM127 174V173H126ZM135 174H137V173H135ZM134 174V175H135ZM88 175H90V173L88 174ZM139 175H140V173H139ZM69 176H71V175H69ZM97 176V175H96ZM96 176H94V177H96ZM113 176V175H112ZM161 176V177H160ZM74 177V176H73ZM119 177V176H118ZM249 177V176H248ZM248 177H246V178H248ZM100 178V177H99ZM102 178V177H101ZM120 178V177H119ZM117 179V182H122V178L121 179ZM154 178H151V180L152 179H154ZM245 178V179H246ZM67 179V178H66ZM73 179V178H72ZM87 179H89V177L87 176ZM109 179V178H108ZM131 179V178H130ZM167 179V178H166ZM244 179V178H243ZM261 179V178H260ZM262 179H264V178H262ZM261 179V180H262ZM74 180H76V178L74 179ZM73 180V181H74ZM91 180V179H90ZM95 181V179H93V176H92V181ZM112 180V179H111ZM150 179L148 180V184H149V182L151 181ZM155 181H156V179H154ZM169 180V179H168ZM247 180V179H246ZM252 180H256V179H252ZM261 180H258V181H261ZM65 181V180H64ZM91 181V182H92ZM101 181V180H100ZM129 181V180H128ZM131 181V180H130ZM137 181V180H136ZM159 180H157V182H158ZM165 181H167V180H165ZM165 181H164V183H165ZM99 182V181H98ZM97 182V183H98ZM105 182V181H104ZM144 182H143V184H144ZM170 182V181H169ZM210 182V181H209ZM248 182V181H247ZM246 182V183H247ZM254 182V181H253ZM73 183V182H72ZM75 183V184H76ZM82 183H84V184H82ZM128 183H130V182H128ZM138 184H139V182H137ZM152 183V182H151ZM161 183V182H160ZM207 183V182H206ZM205 183V184H206ZM249 183H251V182H249ZM75 184L73 185L74 187H75ZM82 184V185H81ZM90 184V183H89ZM109 184V183H108ZM107 184V185H108ZM135 184H136V182H135ZM204 184V185H205ZM77 185V184H76ZM97 185V184H96ZM107 185L105 186V188L107 187ZM137 185V184H136ZM141 185V184H140ZM139 185V186H140ZM172 185H173V182H172ZM206 185H208L209 186V183H207ZM206 185H205V187H206ZM58 186V187H57ZM79 186V187H80ZM94 186V185H93ZM134 186V185H133ZM144 186V185H143ZM149 186V185H148ZM156 186H157V183H156ZM165 186V185H164ZM167 186V185H166ZM170 186V185H169ZM175 186V185H174ZM78 187V186H77ZM78 187V188H79ZM91 187V186H90ZM89 186H88V188H90ZM141 187V186H140ZM150 187V186H149ZM191 187V188H190ZM61 188V187H60ZM76 188V187H75ZM74 188V189H75ZM82 188V187H81ZM80 188V189H81ZM132 188H134V187H132ZM159 188V187H158ZM161 188V187H160ZM166 188V187H165ZM176 187H172V190L173 189H175ZM200 188H202V185H201V187ZM210 188V187H209ZM59 189V188H58ZM85 190H86V188H84ZM84 189H83V191H84ZM116 189H119V187L118 188H116ZM135 189V188H134ZM139 189H141V188H139ZM138 189V190H139ZM171 189V188H170ZM176 189H179V188H176ZM193 190L195 189H199V188H197V187H193L192 188ZM204 189V191L206 192V189L205 188H203ZM211 189V188H210ZM210 189L208 190V191H210ZM245 189V188H244ZM76 190L78 191V189L76 188ZM75 190V191H76ZM87 190H89V189H87ZM85 191L84 193H87L88 191ZM112 190V189H111ZM114 190V189H113ZM120 190V189H119ZM60 191V190H59ZM58 191V192H59ZM83 191H82V195H83ZM121 191V190H120ZM129 191H130V189H129ZM132 191H133V189H132ZM141 191V190H140ZM179 191V190H178ZM207 191V192H208ZM239 191H240V189H239ZM242 192L244 191V190H241ZM240 191V192H241ZM247 191V190H246ZM245 191V192H246ZM57 192V193H58ZM95 192V191H94ZM103 192V191H102ZM197 193L198 191L196 190V191H193L192 193ZM203 192V191H202ZM201 192V190L199 191V193H202ZM205 192H204V194H205ZM235 192V191H234ZM241 192V193H242ZM106 193V192H105ZM121 193V192H120ZM134 193L136 194V192L134 191ZM163 193V192H162ZM112 194H113V192H112ZM122 195H120L119 194V196L117 197L118 198V201H120L121 202V200L123 201L124 200V198H123V190H122V193H121ZM127 194V193H126ZM208 194V193H207ZM218 194V193H217ZM227 194H229V192L227 193ZM58 195V194H57ZM85 195V194H84ZM92 195V194H91ZM107 195H109V194H107ZM196 195H198V193L196 194ZM221 195V196H220ZM220 195H218L217 197H215V198H218L219 196L220 197H222V194H220ZM230 195V194H229ZM229 195H227V196H229ZM55 196H56V194H55ZM59 196V195H58ZM201 196V194H199V197ZM204 195H202V197H203ZM207 196H210L209 194L207 195ZM214 196H216V194L214 195ZM224 196H226V194L224 195ZM231 196H232V194H231ZM234 196H235V194H234ZM248 196V195H247ZM68 197H69V195H68ZM89 197V196H88ZM95 197H98V196H95ZM103 197V196H102ZM112 197V196H111ZM135 197V196H134ZM186 196H184V198H185ZM206 197V196H205ZM213 197V195L212 196H210V198H208V197H206V198H208L207 200H211V198ZM233 197V196H232ZM58 198V197H57ZM66 198V197H65ZM70 198H72V197H70ZM74 198V197H73ZM92 198V197H91ZM90 197H89V199H91ZM113 198V197H112ZM161 198V197H160ZM159 198V199H160ZM182 197H180V199H181ZM183 198V199H184ZM189 198H190V196H189ZM192 198H193V196H192ZM192 198H191V200H192ZM201 198V197H200ZM200 198H199V201H200ZM204 198V197H203ZM214 198V197H213ZM212 198V200L211 201H215L216 199L214 198L213 199ZM241 197H237V198H235V199H240ZM56 199V198H55ZM62 199H63V197H62ZM114 200H115V198H113ZM188 199V198H187ZM243 199V198H242ZM242 199H240L241 201H244V200H242ZM66 200V199H65ZM206 200V199H205ZM206 200V201H207ZM209 200V201H210ZM62 201V200H61ZM66 201H68V202H70L71 200H66ZM86 201V200H85ZM113 201V200H112ZM142 201V200H141ZM147 201V200H146ZM152 201H154V200H152ZM185 201H186V199H185ZM198 201V200H197ZM196 201V202H197ZM205 201V202H206ZM208 201V202H209ZM52 202V201H51ZM63 202V201H62ZM61 202V203H62ZM68 202H65L64 201V203L63 204H65V203H68ZM89 202V200H87V203ZM127 202H129V200L127 201ZM193 202V201H192ZM204 202V203H205ZM208 202H207V204H208ZM218 202H219V199H218ZM84 203V202H83ZM82 203V204H83ZM90 203V202H89ZM112 203H114V201L112 202ZM111 203V201H110V205L112 204ZM125 203V202H124ZM132 203V202H131ZM134 203V202H133ZM142 203V202H141ZM185 203V202H184ZM201 203H203L202 201H201ZM213 203V202H212ZM53 204L55 205V204H57V203H54V201H53ZM52 204V205H53ZM107 204H108V202H107ZM127 204V203H126ZM211 204V203H210ZM213 204H215V203H213ZM219 204V203H218ZM53 205V206H54ZM71 205V204H70ZM95 205V204H94ZM97 205V204H96ZM99 205V204H98ZM115 205V204H114ZM128 205V204H127ZM145 205H146V203H145ZM190 205V204H189ZM61 206H64V205H61ZM74 206V205H73ZM72 206V207H73ZM100 206V205H99ZM105 206H106V203H105ZM150 206V205H149ZM192 206V205H191ZM50 207H52L51 205L49 206V209H50ZM65 207V206H64ZM69 207V206H68ZM82 207V206H81ZM101 207V206H100ZM99 207V208H100ZM130 207H133V206H130ZM136 207V209H137V206H135ZM134 207V208H135ZM139 207V206H138ZM145 207V206H144ZM193 207V206H192ZM195 207V206H194ZM54 208V207H53ZM87 208L88 207H86V209L85 210H87ZM108 208V206L106 207V209ZM110 208V207H109ZM146 208V207H145ZM189 208V207H188ZM58 209V207L56 208V211H58L57 210ZM60 210H61V208H59ZM89 209V208H88ZM126 209V208H125ZM151 209V208H150ZM190 209H192V208H190ZM64 210H65V208H64ZM63 210V211H64ZM83 210V209H82ZM82 210H79V211H82ZM90 210V209H89ZM146 210L147 209H145V212H146ZM194 210V209H193ZM46 211H48V209L46 210ZM45 211V212H46ZM50 211H52V210H49L48 212H49V214L51 213ZM66 211V210H65ZM114 211V210H113ZM137 211V210H136ZM140 211H141V209H140ZM152 211H153V208H152ZM155 211V210H154ZM62 212V211H61ZM90 212V211H89ZM47 213V212H46ZM54 213V211L52 212V214ZM57 212H55V214H56ZM77 213V212H76ZM103 213V212H102ZM161 213V212H160ZM179 213V212H178ZM48 214V213H47ZM58 214V213H57ZM66 215H67V213H65ZM62 215V217H63V219H65L64 218V213L62 214V213H60V216ZM47 216V215H46ZM48 216H50V215H48ZM53 216H54V214H53ZM120 216V215H119ZM55 218H56V216H54ZM54 217L52 218V219H54ZM101 217V216H100ZM153 217V216H152ZM41 218V217H40ZM50 218V219H51ZM60 219H61V217H59ZM83 218H85V217H83ZM103 218V217H102ZM43 219H45V218H42V221H43ZM94 219V218H93ZM93 219L91 220V221H93ZM101 219V218H100ZM99 219V220H100ZM114 219V218H113ZM131 219V218H130ZM157 219V218H156ZM40 220L41 219H39L38 221L40 222ZM104 220V219H103ZM158 220L160 221V219L158 218ZM52 221V220H51ZM50 221V222H51ZM53 221H55V220H53ZM113 221V220H112ZM116 221V220H115ZM162 221V220H161ZM38 222V223H39ZM56 222V221H55ZM94 222H95V220H94ZM158 222V221H157ZM219 222V221H218ZM41 224H42V222H40ZM40 223L39 224H37V226H39V227H37V229L39 228V229H41V226H40ZM119 223V222H118ZM156 223V222H155ZM222 223V222H221ZM51 224H54V222H52ZM51 224H49L50 226H51ZM120 224V223H119ZM214 224V223H213ZM219 224V223H218ZM217 224V225H218ZM45 225V224H44ZM115 225H117V224H115ZM216 225V224H215ZM42 226H43V224H42ZM56 226V225H55ZM69 226V225H68ZM73 226V225H72ZM97 227V226H96ZM46 228V227H45ZM48 228V227H47ZM55 228V227H54ZM66 228H68V227H66ZM73 228V227H72ZM155 227L153 226V229H154ZM31 229V228H30ZM38 229V231H41V230H39ZM49 229H50V227H49ZM51 229H53V228H51ZM153 229H151V230H153ZM173 228H171V230H172ZM182 230H183V228H181ZM190 229V228H189ZM189 229H187V230H189ZM33 230V229H32ZM43 230H45V229H43ZM70 230V229H69ZM166 230V229H165ZM165 230H163V231H165ZM168 230V229H167ZM184 230H186V228L184 229ZM183 230V231H184ZM217 230V229H216ZM46 231V230H45ZM51 231H53V230H51ZM68 231V230H67ZM97 231H98V229H97ZM154 231V230H153ZM47 232V231H46ZM48 232H50V231H48ZM152 232V231H151ZM157 232V231H156ZM185 232H187V231H185ZM212 231H210V232H208V233H210V234H212L211 233ZM258 232V231H257ZM32 233V232H31ZM41 233V232H40ZM39 233V234H40ZM43 233H45V232H43ZM112 233H113V231H112ZM164 233V232H163ZM183 233V232H182ZM188 233H189V231H188ZM197 233V232H196ZM202 233V232H201ZM206 233V232H205ZM248 233V232H247ZM101 234V236H102V233H100ZM156 234V233H155ZM155 234H153V236H155ZM158 234H160L159 232H158ZM157 234V235H158ZM161 234H162V232H161ZM160 234V235H161ZM185 234V233H184ZM187 234V233H186ZM189 234H191V233H189ZM200 234V231H199V233H198V235ZM210 234H208L207 236H210ZM37 235V234H36ZM36 235H34L35 237H36ZM105 235V234H104ZM197 235V236H198ZM253 235H255V234H253V232H252V236ZM39 236H42V234L41 235H39ZM47 236V235H46ZM45 236V237H46ZM71 236V235H70ZM80 236V235H79ZM134 236V235H133ZM152 236V237H153ZM191 236H192V234H191ZM191 236H188V238L190 239V237ZM200 236V235H199ZM243 236H245V235H243ZM249 235H247V237H248ZM251 236V237H252ZM31 237H32V235H31ZM132 237V236H131ZM159 237V236H158ZM194 237H195V235H194ZM201 238H202V236H200ZM199 237V238H200ZM246 237V236H245ZM24 238V237H23ZM106 238V237H105ZM127 238V237H126ZM141 238V237H140ZM161 238V237H160ZM163 238V237H162ZM196 238V237H195ZM198 238V239H199ZM200 238V239H201ZM209 238V237H208ZM25 239V238H24ZM35 239V238H34ZM33 239V240H34ZM143 239V238H142ZM156 239V241H157V238H155ZM199 239V240H200ZM28 240V239H27ZM30 240V239H29ZM28 240V241H29ZM105 240V239H104ZM127 240H128V238H127ZM133 240V239H132ZM135 240V239H134ZM138 240V239H137ZM165 241L166 239H162L161 241ZM192 240V239H191ZM197 240V239H196ZM35 241V240H34ZM145 241H147V240H145ZM152 241H153V238H152ZM155 241V240H154ZM160 241V240H159ZM207 241V240H206ZM22 242H24L23 240H22ZM27 242V241H26ZM33 242V241H32ZM38 242V241H37ZM41 242V241H40ZM107 242V241H106ZM129 242H131V241H129ZM135 242V241H134ZM194 242V241H193ZM196 242V241H195ZM194 242V243H195ZM25 243V242H24ZM28 243V245H29V242H27ZM26 243V244H27ZM108 243V242H107ZM147 243H149V242H147ZM152 243H154V242H152ZM151 243V244H152ZM193 243V244H194ZM207 243V242H206ZM215 243V242H214ZM32 244V243H31ZM129 244V243H128ZM171 244V243H170ZM199 244H200V242H199ZM20 245V244H19ZM22 245V244H21ZM20 245V246H21ZM33 245L35 246V244H34V242H33ZM149 245V244H148ZM22 246H24V245H22ZM21 246V247H22ZM27 245H25V247H26ZM31 246V245H30ZM29 246V247H30ZM113 246V245H112ZM130 246V245H129ZM133 246H135V245H132V248H134ZM214 246V245H213ZM245 246V245H244ZM77 247V246H76ZM125 247V246H124ZM136 247V246H135ZM140 247V246H139ZM139 247H138V249H139ZM171 247V246H170ZM217 247V246H216ZM220 247V246H219ZM260 247V246H259ZM27 248V247H26ZM25 248V249H26ZM39 248V247H38ZM42 248V247H41ZM114 248V247H113ZM121 248V247H120ZM125 248H127V244H126V247ZM158 248V247H157ZM196 248V247H195ZM209 248V247H208ZM211 248V247H210ZM244 248V247H243ZM17 249H18V247H17ZM122 249L124 250V248H123V246H122ZM22 250V249H21ZM100 250H102V249H100ZM99 250V251H100ZM110 250H113V249H111L110 248ZM109 249L107 250V251H110ZM126 250V249H125ZM127 250H129V247H128V249ZM127 250L125 251L126 253H127ZM152 250V249H151ZM166 250V249H165ZM169 250V249H168ZM220 250V249H219ZM20 251V250H19ZM18 251V252H19ZM24 251V250H23ZM32 251H33V249H32ZM104 251V250H103ZM102 251V252H103ZM113 251H115V250H113ZM112 251V252H113ZM164 251V250H163ZM18 252H16V253H18ZM99 253V255H97V256H100L101 254H104L105 255V253L103 252V253ZM123 252L124 251H122V254H123ZM134 252H136V250L134 251ZM142 252H143V250H142ZM141 252V253H142ZM150 252V251H149ZM167 252V251H166ZM222 252V251H221ZM234 252V251H233ZM29 253V252H28ZM46 253V252H45ZM76 253V252H75ZM87 253V252H86ZM85 253V254H86ZM130 253H131V256H132V253H133V250H132V252L130 251ZM137 253V252H136ZM147 253H148V251H147ZM152 253V252H151ZM163 253V252H162ZM229 253V252H228ZM235 253H237V252H235ZM19 254V253H18ZM22 253H20V255H21ZM33 253H31V255H32ZM121 254V255H122ZM155 254V253H154ZM165 254V253H164ZM219 254V253H218ZM231 254V253H230ZM238 254H240V253H238ZM23 255V254H22ZM112 255V253L110 254V256ZM116 254L114 253V256H115ZM118 255V254H117ZM116 255V256H117ZM150 255V253L147 255V254H145V256H143V254H142V256L141 257H148ZM227 255V254H226ZM19 257L18 255H13V257ZM96 256V257H97ZM107 256V257H106ZM105 256V258H107L105 261H109L108 259L110 258V256H108V255H106ZM113 256V255H112ZM113 256V257H114ZM136 256H138V254L137 255H134V257L135 258H137ZM12 257V258H13ZM22 257V256H21ZM20 257V258H21ZM28 257V256H27ZM85 257V255L83 256V258ZM102 256H100V258H101ZM118 257V256H117ZM116 257V258H117ZM133 257V256H132ZM139 258H140V256H138ZM147 257L146 258H143V261H144V263L145 264H147V262H146V260H144V259H147ZM151 257V256H150ZM167 257V256H166ZM31 258V257H30ZM36 258V257H35ZM95 258V257H94ZM99 258V257H98ZM103 258V257H102ZM101 258V259H102ZM153 258V257H152ZM226 258V257H225ZM115 259V258H114ZM234 259H235V257H234ZM248 259V258H247ZM5 260V259H4ZM11 259H9V261H10ZM18 260H20L19 258H18ZM116 260H118V258L116 259ZM115 260V261H116ZM142 260V259H141ZM148 261H149V258L147 259ZM249 260V259H248ZM251 260V259H250ZM12 261H13V259H12ZM11 261V262H12ZM15 261H16V259H15ZM14 261V262H15ZM34 261V260H33ZM96 261V260H95ZM114 261V260H113ZM140 261V260H139ZM138 260H137V262L138 263H141V262H139ZM152 261V260H151ZM150 261V262H151ZM159 261V260H158ZM173 261V260H172ZM254 262H255V260H253ZM11 262H9V264L11 263ZM26 262V261H25ZM32 262V261H31ZM102 262V261H101ZM101 262H100V264H101ZM110 262V261H109ZM117 262V261H116ZM115 262V263H116ZM119 262H121V261H119ZM154 262V261H153ZM152 262V263H153ZM230 262V261H229ZM257 262V261H256ZM105 263V262H104ZM21 264H23V262L21 263ZM26 264H30V262H28V263H26ZM106 264H107V262H106ZM117 264V263H116ZM123 264V263H122ZM143 264V263H142ZM149 264H151V263H149ZM155 264V263H154ZM166 264V263H165ZM228 264V263H227Z\"/></svg>",
    "mask_w": 264,
    "mask_h": 264
}]
</instances>
